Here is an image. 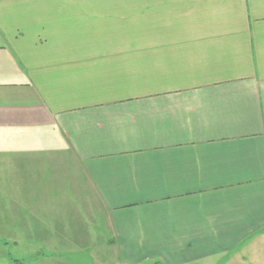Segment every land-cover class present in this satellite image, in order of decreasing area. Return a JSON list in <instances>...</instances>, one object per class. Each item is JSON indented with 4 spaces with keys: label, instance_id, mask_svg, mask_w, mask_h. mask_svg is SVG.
I'll return each mask as SVG.
<instances>
[{
    "label": "crops",
    "instance_id": "obj_1",
    "mask_svg": "<svg viewBox=\"0 0 264 264\" xmlns=\"http://www.w3.org/2000/svg\"><path fill=\"white\" fill-rule=\"evenodd\" d=\"M85 252L264 264V0H0V264Z\"/></svg>",
    "mask_w": 264,
    "mask_h": 264
},
{
    "label": "rangeland",
    "instance_id": "obj_2",
    "mask_svg": "<svg viewBox=\"0 0 264 264\" xmlns=\"http://www.w3.org/2000/svg\"><path fill=\"white\" fill-rule=\"evenodd\" d=\"M85 251H87V250H85ZM88 252V251H87ZM87 252H85V254L84 255H78L77 254V257H75V258H72V259H68V262L70 263V264H95V263H92L93 262V260H92V258H87L86 257V253ZM89 254V253H88ZM30 261L32 262V261H34V262H36L37 261V259H35V258H31L30 259ZM25 264H27V263H25Z\"/></svg>",
    "mask_w": 264,
    "mask_h": 264
}]
</instances>
